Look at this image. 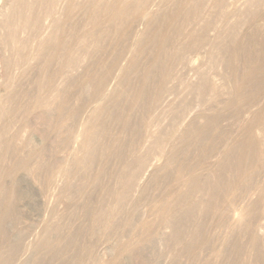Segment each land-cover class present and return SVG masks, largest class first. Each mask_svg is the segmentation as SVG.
<instances>
[{"label": "bare ground", "instance_id": "obj_1", "mask_svg": "<svg viewBox=\"0 0 264 264\" xmlns=\"http://www.w3.org/2000/svg\"><path fill=\"white\" fill-rule=\"evenodd\" d=\"M9 1L8 9L0 15V42L9 48L11 57H2L3 60L0 58L2 61L0 65L3 64L6 72H9V69L14 66L23 65L24 67L26 65L22 68L23 71L27 68L26 72L31 73L30 68L34 67L33 69L38 75L37 78L34 74L37 80L32 75V80L34 78L33 81H35V86L33 85L35 90L30 84V90L37 94L33 96L34 94H31L30 91H27L30 93L27 94L24 90L26 92V95H23L26 96L24 100L33 98L31 100L33 104L29 106L30 108L24 109V113H27L29 118L35 114L33 112H40L36 114L45 124H48L53 118L64 119L65 117L73 118L76 122L80 118L81 112L86 110L85 108H88L89 104L92 108L89 106L91 110L87 114L88 118L85 119L84 135L83 138L81 137L82 140H79L78 147L82 156L76 155L71 158L73 159L72 164L69 163L71 169H67L68 171L64 172L60 170V167H57L55 172L53 170L55 165H47L48 163L43 161L45 158L39 153L27 156L17 155L19 152L16 153L15 140L12 138L13 136H10L13 132L14 126L11 125L14 124V121L13 124H10L12 123L10 120L14 119L13 110L18 106L15 103L18 104L16 100L17 97L18 99L21 97V92L17 93V96L15 90H10L8 95L4 94V101L1 98L0 264H17V258L21 260L20 257H22L19 254V251L22 252L20 250L21 245L23 247L22 240L27 241L24 239L26 230L20 231L15 226L19 217V201L26 194L15 189L14 179L18 173L25 171L32 173L34 171L37 173L36 175L42 174L39 175V179L44 182L43 184L41 182L44 185L43 191L45 188L51 190V187L60 181V177L64 176L66 181L69 180L64 182L66 186L68 185L67 200L70 207H74L72 210L75 212L79 210L78 212H81L85 217L83 220L88 218L86 221L89 220L90 223L88 227L84 222L85 227L80 224L82 227L78 225L79 228L72 231L67 228L70 232L65 231V233V228L63 229L60 223V225L57 223V225L54 223L48 225L41 239H38L39 241L34 245L36 253L34 254L37 256L34 258L33 264H83L85 257L90 259L91 264H125V261L128 263L125 259L129 260L131 257L133 259L136 254L139 255V251L147 246L153 247L157 237L155 231L160 225H165L166 229L168 228L169 235L168 239L164 237L165 242L174 247L170 256V264H182L183 258H185L183 262L185 260L187 262L185 264H219L218 261L220 260L222 263L223 259L225 264H264V242H262L264 239H261L260 235L256 233V228L261 230V227L256 226L255 228V224L259 222V218L263 214L258 209L259 203L264 201V182L258 181L260 170L264 169L262 142L264 141V106L262 108L257 106L259 107L257 110L251 111L252 107L260 105V100H264V26L263 22L259 24L260 19H264V0H247L246 8L238 13L237 10L230 12L227 10V0H168L165 5L170 7V11L160 16L156 11L158 5L154 0ZM151 22L159 24V29L153 31L149 27ZM142 26L145 30L140 32ZM243 26H246L248 30L240 31ZM84 29L86 31L82 34L81 31ZM112 35H116L118 40L105 44ZM133 37L135 38L133 49L129 52L118 49L111 62L101 67L100 57L106 47L127 44ZM207 47L210 48L208 49L209 61L218 64L225 70L224 81L220 87L223 90L227 89V94L230 97L223 102V111L220 109L219 113L210 117L198 115L197 118L201 120V122L199 120V124L195 121L189 122L185 128V125L182 126L183 130H180L179 125L176 126L181 131L178 137L180 144L176 143V146L173 144L170 146L173 142L169 143L171 137L176 132L171 136L173 128L177 125L176 123L188 122L187 119L192 109H188V106H184L186 103H182L184 108L182 106L181 110H184L179 111L178 115V110L176 113L177 106L173 107L175 108L171 109L173 118H171V122L169 121L171 124L168 122L169 125H166L172 126L169 129L166 126L162 127L161 122H159L161 125L154 122L152 118L155 123L152 125L155 126H150L157 129L151 131L147 128L149 124L146 121V116L153 115L154 111L160 107L161 102L165 101L164 98L167 99L165 95L170 90L168 84L174 76L176 67L186 65L187 61L191 63L188 60L189 56L195 53L201 54V51ZM126 52L131 53L130 59H127ZM8 56L10 55L8 54ZM85 59L92 61L93 66L87 69L83 76L86 66L83 68L81 66L85 62L87 63L84 61ZM125 61L127 62L124 63ZM33 62L34 66L31 65ZM29 64L30 68L27 67ZM18 71L20 70L18 69L16 72ZM191 71H194V77L193 81L189 82L188 88L192 93L203 97L208 91L216 92L217 86L203 70L191 69ZM20 72L21 76L28 75ZM59 78L63 81L62 84L57 85L56 82ZM112 83L114 85L111 91ZM70 89L79 90L77 97L80 104L75 109H70L68 106L71 96H69ZM18 91L22 90L18 88ZM46 93L50 96L49 99L45 98ZM11 106L13 108L10 109ZM157 111L156 113L159 112ZM245 112L250 115L248 118L246 117L247 119L245 118L246 121L245 119L241 123L237 121L238 124L240 123L237 127L240 130L238 133L240 132L242 137L231 139L234 137L231 130L227 129V131L222 128L223 126L221 127L223 117L227 115L232 118L229 120H240L241 117L246 116ZM197 118L194 120L197 121ZM111 124H114L118 131L116 129L115 132L109 131ZM145 125L146 127H144ZM145 128L149 129L150 133H147V130V134L144 133ZM143 133V139L146 135L148 143H144V146L142 145L144 148H141L139 141ZM175 134L177 135V133ZM165 142H168L169 145L166 150ZM222 143L223 146H221ZM27 147H31L30 142L27 143ZM32 149H34L32 151H37L38 147H32ZM191 151L197 153L194 155L191 154ZM14 155L16 156L14 160H8ZM157 157L160 161L165 159L162 170L157 168L156 162L159 163ZM211 157H216L215 168L210 169L211 171L209 170L205 174L206 176H202L201 171L206 168L205 166H208L207 162ZM31 162H34V166H31ZM112 163H117L118 167L114 164L116 166L114 168L117 169L110 168ZM172 166H175L174 169L177 173L175 181L183 180L184 184H181L185 186L184 189H180L182 186L178 187L179 189L175 188L176 186L169 187L165 190L163 198L159 201L155 198L156 202L152 204L155 205L152 208L155 210L156 219L152 222L139 221V212L142 211L140 210L142 208L139 209V201L135 197H137L136 195L141 197L145 194L143 191L147 193L148 189L146 188L142 190V195L137 194L140 188H145V185L141 186L142 181L145 182L142 180L144 172L152 168V172L149 174L150 180L158 187L163 182L169 181L168 174L165 176L162 174L164 178L160 174L166 169L169 172V168L171 169ZM30 167H33L32 171L29 169ZM64 169L66 170V168ZM206 169L208 170V168ZM58 178L59 181L56 180ZM76 178H78L77 181H81L77 186L72 183ZM39 179L37 177L35 180L39 182ZM105 179L113 181L114 185H111V182L110 185L103 186ZM166 179L167 181H165ZM60 182L59 185H65L64 182ZM90 187H93L94 190L87 192ZM99 187H102L101 194L96 196L95 191H98ZM62 189V187L59 188V191L63 193L65 190ZM254 189L258 192V199L257 201H248L245 209L246 214L244 213L246 216L243 217L246 218L244 223H248H245L247 228L240 231L237 230L240 227L235 225L236 228L229 227L231 229L229 235L223 236L220 230L226 227L231 217V211H233L231 207L234 199L229 200V196L232 197L230 194L234 190H238L244 192L245 195ZM54 192L52 193L54 194ZM196 195L202 196L198 199ZM194 196L198 200H193ZM79 197H84L85 200L83 206H80L83 207V211H80L79 205L74 203L75 199L77 200ZM142 198L148 197L146 195ZM69 214L70 217L73 216L72 211H69ZM77 214L75 215L78 216ZM75 215L73 218L76 217ZM210 216L217 218L210 224L216 229L213 230L216 231V235H212L218 239L226 237L222 243L224 248H219V250L215 247L211 253L207 250L211 251L213 242L215 241V246H218L221 241H219L220 244L216 243L217 239L208 233V230H212L207 224V219ZM73 218V221L68 218L62 221H70V224L66 223L71 226V223L74 225L73 223L76 221V218L75 220ZM257 220L258 222H256ZM66 223L63 222V225L68 227ZM132 228H136L138 233L143 236L141 241L133 243L132 240L131 242L128 240L127 237L130 235L128 233ZM98 231H102L104 238L109 240L110 237H115L118 241L116 257L114 256V260L109 263L102 262L97 258L98 255L93 252L94 247L88 245L81 248L80 241L83 238L95 239L99 236ZM218 231L220 234L218 236L222 237L217 236ZM26 233L28 232L26 231ZM210 233L213 232L210 231ZM259 233L264 235L261 231ZM243 235L249 237L247 244L249 243L252 251L250 247L244 245L246 242L242 244L240 238ZM87 241L88 239L85 243ZM245 246L248 249H245ZM245 250L253 252L249 261L241 259L242 254L246 253ZM144 251L146 252V250ZM143 253L141 256L144 257ZM204 253L212 254V257L207 254L211 258L204 256L207 259H203ZM143 257L142 260H145V264L152 256H148V259H145L147 256ZM150 259L148 261L152 263ZM26 261L20 264H27ZM28 263L30 262L28 261Z\"/></svg>", "mask_w": 264, "mask_h": 264}, {"label": "rangeland", "instance_id": "obj_2", "mask_svg": "<svg viewBox=\"0 0 264 264\" xmlns=\"http://www.w3.org/2000/svg\"><path fill=\"white\" fill-rule=\"evenodd\" d=\"M8 1L9 0H0V15H1L2 12H5L8 9L9 2H10V1L9 2ZM154 1H155V4L158 5V6H156V8H157L156 11L158 12V16L165 15V14H167L170 11V7H168L167 5H165V3L168 0H154ZM227 1H228V9L227 10L229 12L230 11H233V10H237V13L243 11L246 8V5L248 3L247 0H227ZM263 20L264 19L261 18L260 21H259L260 22L259 24H261V22H263L262 24L264 26V21ZM149 27L153 31H155V30L159 29L160 25L159 24H156L154 22H151ZM143 30H145V28H143V26H142L140 32H143ZM244 30L246 31V30H248V28L246 26H243L240 29V31H242V32H244ZM85 31H86L85 29H84V31H81L82 34ZM117 40H118V37L116 35H112L110 38L107 39V41L105 42V44L110 43L111 41H117ZM134 45H135V38L133 37L130 41L127 42V44L126 43L125 44H119V45H116V46L111 47V48L106 47L103 50V52L101 54V57H100L101 58V64H102L101 67H103L104 65H106V64H108V63L111 62V59H112L115 51H117L119 49V50H126V51L129 52L131 49H133ZM208 49H210V48L207 47V48L204 49L205 51L202 50L201 51V54H199V53L191 54L189 56L190 59H188V60L191 61V63H188V61H187L186 62V65H178L176 67L175 72H174V76L172 77L171 81L168 84V88L170 87L169 89L170 90L172 89L173 91L172 90L171 91L169 90V92L165 95V97H167V99L164 98L165 101L164 102L163 101L161 102V104H163V105L160 104V107L157 109L159 112L156 110L158 113H156V111H154V114L153 115H150L148 117L146 116V118H147L146 121H148L147 123L149 124V125L147 124L148 125L147 128L151 129V131H152V129L154 127H151L150 125H152V123L155 124L154 122H158V123L161 122L162 123V127L171 124L170 123L171 122V118H173V115L171 113L172 112L171 109L173 107L177 106L176 113H178L179 111L182 112L184 109L181 110V107L185 103L187 105L185 104L184 106H188L189 107L188 109H192V110L190 112L191 114H189V117L187 119L188 122L185 121V122H182V123H176L177 125H175V127L179 125V127H181L180 130H183L186 127V125L189 124V122H192V121L193 122L195 121V123L199 124L201 122V120L197 118L198 115H204V117L205 116L206 117H210L212 115H215V114L219 113L220 112V109H222V111H223V107H224L223 102L226 101L228 97H230L229 94H227L228 93L227 89H224L223 90L220 87V85L224 81L223 80V76H224L225 70L222 69V68H220V66L218 64H213L211 61H209V58H208L209 55L208 54H210V53H209ZM128 52H126V54H127L126 56L128 57L127 59H130L132 57V55H131V53H128ZM4 54H7V56H4ZM8 54L10 56H8ZM2 57L3 58L4 57H11V54H10L9 48L6 47L2 42H0V58L2 59ZM84 61H87V63L85 62L86 65H83V64H85V63H83L81 67L83 68V66H86L87 68L84 67V70L85 71H83V76L85 75L86 70L89 69V68H92V66H93V64H92L93 62L92 61L90 62L88 59L87 60L85 59ZM127 61H129V60H127ZM127 61H125L124 63H126ZM0 63H2V61H0ZM33 64H34V62L31 65H33ZM31 65L29 64V65H27V67L30 68ZM124 65H126V64H124ZM0 66H1L0 67V71L4 74L3 75L0 72L1 73L0 74V79H2V80H0V101L5 97L4 94L8 95L7 93L8 92H11L12 90L13 91L15 90L14 92L16 93L17 96H18V94L20 92L22 93V94L20 93L21 97L19 96L20 97L19 99L17 97V100L16 101H18L17 102L18 104L15 103V105H18V106H17L16 109L13 110V112L15 113V115H13V118L14 119L13 120H10L12 122L10 124H13V121H14V124L11 125L12 127L14 126L13 129H12L13 132H11V134L13 133L14 135L13 134L12 135L10 134V136H13L12 138L15 140V143H16L15 144V147L17 149V150L15 149V150H16V153L19 152L17 155L27 156V155H30V154L33 155L35 153H39V154L43 155V158H45V160H43V161H45L46 164L48 163L47 165L50 166L51 164H53V165L56 166V168H55V166H54V168L52 167L55 172L57 171L56 170L57 167H60V170H63L64 172L65 171H68L67 169H71V164H72V160H73L71 158H74L76 155H78L79 157L82 156V152H79V147H78L79 144H80V141L79 140H82L81 137L83 138L84 131H85L83 129V128H85L84 127L85 126L84 124H85V121H86L85 119L88 118V115L87 114H89L88 112H90V110L92 108L91 104L88 105V108H85L86 110H83L81 112V114L79 116L80 118L76 122H74L73 118L65 117L64 119L53 118L52 120H50V122L48 124H45L41 120V118H39V115H37L38 113H40L38 111L33 112V114L34 113L36 114L38 112L36 114L38 117L34 114V115H31V117L28 118V114L27 113H24V109L30 108L29 106L31 104H33V102L31 101L33 98H31V99H27L26 98L27 100H24L26 96H23V95H26L25 93L27 91L28 92L30 91L31 94H34L33 96H35V94H37V92L33 93L32 90H30L31 89V85H32V87L35 86V81H33L34 78H35L34 74L36 75V72L33 69L34 68L33 67L34 65L32 66L33 68H30L32 74L29 73V72H26V71H28L27 68L23 71L22 68H24L26 65H24V67H23V65L14 66L15 68L13 67V68L9 69V72H6L3 64H1ZM1 68H2V70H1ZM82 68H80V69H82ZM14 69L15 70L16 69L17 70L19 69L20 71H22V72H24V73H26L28 75L23 74L24 76H21L22 73L20 71L16 72L17 70L15 71ZM30 69H29V71H30ZM191 69H193V70L194 69H201V70H203L210 77V79L213 82V84H215L217 86L216 92H214V93L212 92L211 93V91H208V93L206 92L203 95V97H199V96H197L196 93H192L189 90V88H188L189 82H192L193 81L192 79L194 77V73H193L194 71H191ZM32 70H34L33 72H35V73H33ZM80 71H82V70H80ZM80 73L82 74V72H80ZM1 75H3V76H1ZM32 75L34 76L33 80H32ZM36 76L38 78V75H36ZM3 77H5V79H3ZM12 77H13V80H12ZM37 78H35V79L37 80ZM60 79L61 78H59V80L57 79V82H56L57 85H59V83L62 84V81L63 80H60ZM3 80H4V82H3ZM30 80L33 81L34 84H32L33 82L31 83ZM16 81H18V82H16ZM10 84H11L12 88H14V89L9 88V87H11ZM113 85H114V83H112V85H111V91H112V88H113L112 86ZM5 86H7V87H5ZM4 87L6 88V90H4L5 89ZM18 88H19V90H22V91H18ZM32 89L35 90V87L32 88ZM16 90H17V92H16ZM4 92H6V93H4ZM28 92H27V94H30ZM78 93H79V90L78 89H77V91H74V89H70L69 90V96L70 95L71 96H70V100H69L68 106H69L70 109H75L76 107L79 106L80 101L78 100V97H77L78 96ZM46 94L44 95L45 98L46 99H49L50 96L48 94L47 95ZM71 97H72V99H71ZM4 99L2 101H4ZM28 100H30V101H28ZM262 100H263V98H262ZM263 101L260 100V102H261L260 105H256L255 107H252L251 108V111H254V109L257 110L259 107L262 108L264 106V103H262ZM182 103H184V104L181 105ZM33 106H31V107L33 108ZM89 106H91L90 109H89ZM184 106L182 108H184ZM257 106H259V107H257ZM11 108H13V106H11L10 109ZM18 108H20L21 110L18 109ZM173 109H175V108H173ZM177 110H178V112H177ZM188 111H190V110H188ZM180 112L178 113V115L180 114ZM247 112H245L246 113V116L244 115L245 117L244 118L241 117L242 119H240V120H229V119H232V118H230V116H227V115L224 116L225 118L223 117V120H222L223 123L221 122V127L223 126L222 128H224L226 130L227 129L228 130H231V132L233 134L230 131H229V133H231L232 135H234V137L231 135V137H233V138L230 137L231 139H234V138L235 139H237V138L239 139V138L242 137V134L240 132L239 133H240L241 136L239 135V133H238L239 128L237 129V127H239L238 125H240V123L243 122L242 121L243 119H245L246 117L248 118L250 116ZM155 113H156V115H155ZM224 114H226V113H224ZM81 115H83V116H81ZM155 117L157 118V120H156ZM152 118L154 119V122H153V119ZM194 118H197L198 120L196 121V119L194 120ZM148 119H150V120H148ZM246 119H245V121H246ZM199 120H200V122H199ZM237 121H239L240 123L238 124ZM28 122H29V124H27ZM168 122H169V124H168ZM8 123H9V121H8ZM82 123H83V125H82ZM161 123H159V124L161 125ZM180 124H182V125H180ZM183 125H185L184 128L182 127ZM152 126H155V125H152ZM144 127H146V125ZM166 127H168V126H166ZM175 127L173 128L174 130H172L173 132H171V136H172V133H174L175 131H176L175 133H177V135L174 133L175 136L174 135L172 137L170 136L171 137V140H170L169 143H171L173 141L170 144V146L172 144L176 146V143H177V145H178V143L180 144L178 137L180 136L181 131L178 129L179 127H176V128ZM147 128L144 129L145 130V131H143L144 133H146V130H147V133H150V130L147 129ZM169 128H172V126H169L168 129ZM115 129L117 130L118 128L116 126H114V124L109 125V131L111 130L112 132H115ZM156 129L157 128H155L153 130H156ZM176 129L178 130V132H177ZM257 129H258V127H257ZM81 131H82V133H81ZM144 133L142 134V137H141L142 140L140 138V141H139V142H141L140 145H139V147L141 146V148L144 146L143 145L144 143H146V144L148 143L147 142V136L146 135H145V137L143 139ZM173 137H175V138L173 139ZM145 138H146V141H145ZM177 139H178V141H177ZM174 141H175V144H174ZM28 142L31 143V147H27V143ZM262 142H263V147H264V141H262ZM165 144H166V148H165V150H166L167 147L169 148V145H168V142L167 143L165 142ZM145 146H147V145H145ZM221 146H223V143L221 144ZM32 147H38V149H36L37 151H32V150H34V149H32ZM77 149H78V151H77ZM196 153H195V151H193V152L191 151V154H194L195 155ZM194 155H192V157H195ZM14 157H16V156L15 155L13 157L11 156V157H9L10 159H8V160L12 161V160L15 159ZM8 160H7V162H9ZM158 160H159L158 161L159 163L157 164V162H156V165L158 167L157 166L156 167L159 168V170H162L163 167H164L163 164H164V160L165 159H161V161H160V159L158 158ZM215 162H216V157H211L210 160H208V162H207L208 163V166H205L206 168H208V170L206 168H204L203 170L206 171V172L204 173V171L202 170L201 171V175L202 176H206L205 174H207V172H209L210 169L213 170L215 168ZM69 163H71V164H69ZM33 164H34V162L31 164V166H34ZM114 164L116 165L117 163H112L110 165V168L113 169V170L114 169H117V168H114V167H116V166L118 167V165L115 166ZM53 165H51V166H53ZM112 166H113V168H112ZM64 168H66V170ZM174 168H175V166L174 167L172 166L171 169L169 168V170L172 173L170 171L168 172V169H166V170H164L160 174L161 177H163V175L165 176L166 174L169 175V177H168L169 181H167V179H166L165 181H167V182L166 183L163 182L162 183L163 185L161 184L162 187H161V185H158V187H157V185H155V183H153V181L150 180L149 174H151L152 168H150V169H148V171L146 170V172H144L142 180H145L146 183L141 180L142 181L141 186L145 185L144 186L145 188H143V187L140 188L141 189V192H140V189H139L138 192H137V194L142 195L141 194L142 193V190L143 189L145 190L146 188L148 189L147 190V193H146V191H143L145 193L143 195H145V196L142 195L141 197H138V195H136L137 197H135L137 199V201H139L138 202L139 203V206H140L139 209L142 208V209H140L142 211L139 210L140 211L139 212L140 213V215H139V218H140L139 221L140 220H142V221L144 220V221H147V222L148 221L149 222H152V221H154L156 219L155 212H154L155 210H154V208H152L155 205H152V204H155L156 200L159 201L160 199H162L163 198V195L165 193V190L169 189V187L170 188H174L173 186H176L175 188H178V187L180 188V186H182L180 189H182V188L184 189L185 186H183V184H184V182H182L183 180L182 181H180V180L179 181H175L177 179V177H176L177 176V173H176V171H175ZM29 169H31V171H32L33 167L32 168L30 167ZM36 174L37 173H35L34 171H33V173L30 172V171H25V172L18 173L17 176H16V178L14 179L15 180L14 181L15 182V184H14L15 185L14 186L15 189H19L20 191L24 192V194H26V195L23 194L24 197H22L21 200L19 201V205H18L19 206L18 207L19 217H18V222L15 225V226H17L16 228L18 230H20V231L21 230L22 231L26 230L28 232V233H26V231H24L25 232L24 239H27V241L22 240L23 247L21 245V248H20V250H22V252L19 251V254L22 257H20L19 254H18V257H20L21 260H18L19 258H17V262L19 264L21 262H25L28 259H30V260H28L30 263H28V261H26V263L27 264H31V263L33 264V261L35 260L34 258L37 256V255L35 256L36 253H35V250H34V245L41 239V236L44 234L45 228L48 225H50V224L53 225V223L55 225L62 224V228L63 229L65 228L64 229V233H65V231L66 232L67 231L70 232V230H68L67 228L71 229V231H72L74 229L79 228V226L80 227H82V226L85 227L86 225L83 224L84 222L87 223V226L88 227H89V224H90L89 223V220L86 221L88 218H86L85 220H83V218H85L84 215H82L81 212H78L79 210H76L77 209V206L79 205L78 206L79 207L78 209H80V211H83V207H80V206L83 204V202H85L84 197H79L77 200L75 199V201H74V203L77 205V206L75 205L76 206V209L75 210L77 212H75L74 210H72V209H74V207L73 208L70 207L69 201L67 200V198L69 196V191L67 190V186L68 185L66 186V183L64 182L67 179L64 176L63 177L65 179L63 177L58 176V177H60V181L61 182L59 181V178L56 179V180L59 181L60 183H63L64 182L65 189H64V186H62L63 184H60L59 185V182L58 183L56 182V184L51 187L52 188L51 190H53V191H51L50 189H47V188H45V191H43L44 190V185H42V184L44 182L41 181L42 179H39V177H40L39 175H42V174H38V175H36ZM174 174H176V175H174ZM34 175H36V176H34ZM37 177H38L40 183L36 181L37 180ZM148 178H149V180H148ZM258 178L260 179V180L258 179L259 182H264V169H261L260 170V176ZM62 180H63V182H62ZM77 180H78V178H76V179H74L72 181V183L75 184L76 186L78 184H80V182H81V181H77ZM68 181H66V182H68ZM147 181H149V182H147ZM41 182H42V184H41ZM111 182H112V184H111ZM170 182L171 183L173 182V184H170ZM147 183L149 184V186H148ZM150 183H152V184H150ZM175 183H176V185H174ZM181 183H183V184H181ZM110 184L111 185H114V182L113 181H109V179H105L104 182H103V186L110 185ZM57 185L61 186L63 188L62 190H65V191L63 193L60 192L59 191V188L61 189V187H59ZM146 186H148V187H146ZM42 188H43V190H42ZM101 188L102 187H99L98 188V191L97 190L95 191L96 196H100V194H101L100 189ZM54 189H55V192H54ZM57 189H58V191H57ZM46 190H49V191H46ZM93 190H94L93 187H90V188H88L87 192H90V191H93ZM250 191H248V193H245V195H244V192L238 191V190H234L232 192V194H230V195H232V197L229 196V200L234 199V200H232L233 203H232V207H231V209L233 211H231V215H230L231 217H230V219L228 221V224H230V225L227 224L228 226L226 225V227H228V228L230 227L231 229H233V228H236V227L239 226L240 229L238 228L237 230H240V231L241 230L244 231V229L247 228L246 224H248V223H246V222H245L246 224L244 223V221H246V218H243V217L246 214L245 209L247 207L248 201L249 202L255 201V200L257 201V199H258L257 198L258 197L257 190L255 191V189H254V191L253 190H250ZM43 192H45V193H43ZM46 192H48V193H46ZM52 192H54L55 195ZM162 192H163V194H162ZM249 193H250V196H249ZM63 194H65V195H63ZM146 195H147V197L149 199L148 198H142V197H146ZM233 195H235V196H233ZM63 196H65V198H63ZM196 196H194V199L193 200H195L197 198L200 199L201 198L200 196H202V195H200V196L198 195L199 197L197 196V198H196ZM152 197H154V198H152ZM140 198L141 199H144V200H141ZM155 198H156V200H155ZM70 208H71V210H69ZM258 209H260L263 214H261V216L259 218L260 219L259 222H258V220L256 221L258 223L255 222L256 223L255 224V228H256V226L257 227H261V230H260V228H256V233L258 235H260L261 239H264L263 238L264 235H262V234L259 233L260 231L262 233H264V212H263L264 211V201H261L259 203V208ZM69 211L70 212L72 211V215H73L72 217H70L71 216L70 215L71 213L69 214ZM66 213H68L69 215L68 214L66 215ZM75 214H77L79 217L76 216ZM63 215H65V216H63ZM74 215L76 216L75 217L76 218V221H74V223H73L74 225H72V223H71V226H70L69 225L70 224V221H73L72 218L74 217ZM69 217H70V219H69ZM80 217H82V218H80ZM65 218L66 219L68 218V220H70V221H68V220L67 221H62V220H66ZM75 218H73V219L75 220ZM216 219L217 218L214 217V216H210L207 219V224L211 227L210 229H212V230H208L209 231L208 233L210 235L213 234L214 236L216 235V231H213V230H216V229L213 228V226L210 225V224H212L213 221H215ZM63 222L64 223L68 222L69 224L66 223V225H68V227L65 226V225H63ZM75 222H77V223L75 224ZM80 224L81 225L83 224V225L81 226ZM235 225H236V227H235ZM162 226L163 225L158 226L157 229H156V231H155L156 232L155 234H156L157 237H156V240H155L156 241L155 244H153V247L150 248V246H147V248L145 247L143 250L139 251L138 252L139 255L136 254L135 257H133V259L131 257L128 260V258L126 257L127 259H125V260H127L128 263H126V261L124 262V260H123V262L125 264H139V263L142 264V262H143V264H144V261L145 260L144 259L142 260V257L143 256H141V254L144 252L145 253V254L143 253L144 257L147 256V257H145V259H148V256L149 257L152 256L151 259L149 258L150 261L152 260V263L149 262L148 261L149 259H148L145 262V264L146 263L147 264H164V263L165 264H170V262H171V257L170 256L172 255V252L174 251V247L173 246H170V244H167L165 242L166 239H168L169 230H168V228L166 229V226L165 225L163 227ZM226 227H224L221 230L219 229L220 230V233H222L223 236L229 235V233L231 232V229L230 228L228 229ZM132 229L128 233V235L130 234L129 237H127L128 240L130 242L132 240L133 243H135V242L137 243V242L141 241V238H143V236H141V234L138 233V230H136V228L135 229L132 228ZM208 229H209V227H208ZM257 229H259L260 231L259 230L257 231ZM210 231L213 232V233H210ZM98 234H99V236H97L95 239L94 238L93 239L87 238L88 239L87 243H85L87 239L83 238V240H81V241H84V242H81L80 241V244L82 246L81 248H83V246H88V245L94 247L95 250L93 252L95 253V255H98V257L97 256L96 257L99 260L101 259L100 261H102V262L105 261L106 263H109L110 261H113L114 258L116 257L115 255H116L117 248H118V241H117V239L115 237H110L111 239L109 238V240H108V238L107 239L104 238V236L102 234V231H100ZM218 235H220L219 234V231L217 232V236ZM164 237H166V239ZM218 237H222V236H218ZM222 238L221 239H218L217 237L215 238V239H217L216 243L219 242V241H221V244L219 242V244L221 245V247H220V245H218V246L216 245L215 246V244H214L215 241H214L213 242V245H212L213 248L212 247H211V249L209 248L211 251L207 250V252H209V253L213 252V249L215 247H216L215 249H219V248L220 249L221 248L223 249L224 247H223L222 243H224L226 237H224L223 239ZM240 240H241L242 244L246 242L244 245H246L248 248L250 247L249 243L247 244V242L249 241V237L243 235L242 238H240ZM32 241L34 242V244H33ZM125 241H127V240H125ZM262 242H264V240H262ZM31 243H32V246H31ZM25 244H26V246H24ZM246 246H245V249H248ZM250 249H251V247H250ZM144 250H146V252ZM167 251L168 252L170 251V252L168 253ZM251 251H252V249H251ZM263 251H264V248H263ZM245 252L248 255L246 253H243L244 255L242 254L243 257H241V259H243V261L244 260L246 261L248 259L247 261H249V259L251 258V255H253V252H250L248 250H245ZM209 253H204L203 259L206 256H208V255H211V257H212V254H209ZM161 254H163V255H161ZM245 256H247V257H245ZM32 257H33V259H32ZM164 257H168V258H164ZM211 257H209V258H211ZM184 259L185 258H183V260ZM205 259H207V258H205ZM183 260H182V264L187 263L186 260H185V262H183ZM89 261H90V259L88 257H85L83 264H91ZM224 261H225L224 259L221 260L222 263ZM218 262H219V264H222V263H220V260ZM56 263H58V261H56ZM223 264H225V262Z\"/></svg>", "mask_w": 264, "mask_h": 264}]
</instances>
